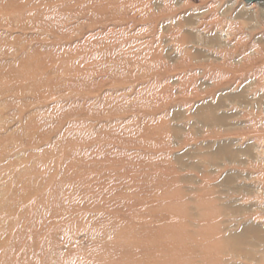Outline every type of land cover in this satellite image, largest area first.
Segmentation results:
<instances>
[{
	"label": "rangeland",
	"instance_id": "1",
	"mask_svg": "<svg viewBox=\"0 0 264 264\" xmlns=\"http://www.w3.org/2000/svg\"><path fill=\"white\" fill-rule=\"evenodd\" d=\"M126 231L264 264V5L0 0V264H105Z\"/></svg>",
	"mask_w": 264,
	"mask_h": 264
},
{
	"label": "bare ground",
	"instance_id": "2",
	"mask_svg": "<svg viewBox=\"0 0 264 264\" xmlns=\"http://www.w3.org/2000/svg\"><path fill=\"white\" fill-rule=\"evenodd\" d=\"M157 237L159 236L157 235ZM147 241L141 240L136 232H123L120 242L113 244V250L116 254L106 257L97 254V256L95 255V261H104L105 264H163L160 242L157 245L154 244L155 241L151 237Z\"/></svg>",
	"mask_w": 264,
	"mask_h": 264
},
{
	"label": "water",
	"instance_id": "3",
	"mask_svg": "<svg viewBox=\"0 0 264 264\" xmlns=\"http://www.w3.org/2000/svg\"><path fill=\"white\" fill-rule=\"evenodd\" d=\"M246 3H258V4H261V5H264V0H244Z\"/></svg>",
	"mask_w": 264,
	"mask_h": 264
}]
</instances>
